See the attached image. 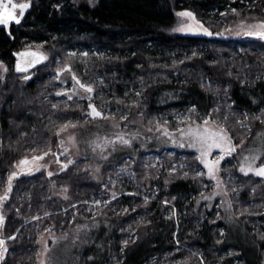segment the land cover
<instances>
[{"label": "trees", "instance_id": "obj_1", "mask_svg": "<svg viewBox=\"0 0 264 264\" xmlns=\"http://www.w3.org/2000/svg\"><path fill=\"white\" fill-rule=\"evenodd\" d=\"M31 4L21 23L10 25V33L0 25V64L7 69L0 74V195L7 175L24 156L50 148L64 158V149L59 147L62 133L56 134L62 125L85 126L102 119L88 115L89 101L79 98L85 96L79 94L69 101L67 96L56 95L73 88L72 79L65 83L62 78L69 72L56 79V70L69 64L82 81L94 83L91 102L115 120L139 112L147 127L155 128L156 120H167L175 128L193 107L192 119L197 121L218 107L213 118L233 133L235 143L264 136V123L252 119L264 120V42L246 36L172 32L180 24L176 14L186 10L213 33L239 21H262L264 0H96L94 4L31 0ZM35 49L49 59L27 72L17 71L20 57L16 53ZM85 52L87 56L82 55ZM25 76L31 79L25 80ZM135 92L141 96L137 98ZM133 101L139 107L131 106ZM237 121L250 125L251 132ZM133 146L145 157L159 149L165 158L161 162L164 173L159 175L157 168L134 167L138 171L134 187L140 192L126 189L127 193L111 203L116 210L111 205L109 212L103 210L107 216L100 219L101 230L90 249H84L85 255L93 258L90 264H203V260L207 264H264V178L239 172L238 155L245 147L221 163L226 199L233 205L226 212L219 197L209 202L202 198L201 194L210 195L214 182L207 175L196 176L203 168L196 151L176 148L157 132ZM168 150H174L173 154ZM126 153L116 155L114 163ZM72 161L66 170L51 177L42 170L14 181L2 209L9 224L8 236L16 234L6 264H35L37 242L47 226L44 220L31 229L34 222H28L17 233V229L11 231L13 223L22 224L99 190L101 184L73 172L86 160ZM174 162L186 166L178 165L172 173L167 169ZM149 169L154 177L160 176L150 185V179H144L150 175ZM169 176L171 182H166ZM53 181L71 186L73 193L76 188L80 191L67 199L52 197ZM132 191L137 195H129ZM47 217V222L53 218ZM198 252L203 253V260Z\"/></svg>", "mask_w": 264, "mask_h": 264}, {"label": "snow or ice", "instance_id": "obj_2", "mask_svg": "<svg viewBox=\"0 0 264 264\" xmlns=\"http://www.w3.org/2000/svg\"><path fill=\"white\" fill-rule=\"evenodd\" d=\"M31 0H23V2H17V0H0V25L10 26L15 23L19 25L21 23L22 18L25 13L31 8ZM236 10L233 9V12ZM179 17L187 18L188 22H182L175 31L183 32V33H202L207 36L217 35L223 36L224 32L213 33L208 28L204 27V25L196 19V16L191 11H181L176 14ZM239 31L235 34L240 36H246L250 38H254L264 42V20L258 21L255 23H247L245 21H241L238 25ZM226 32H230L231 29H226ZM20 60H18L16 64V70L20 72H27L29 68H33L38 64H42L44 61H47L49 57L41 51H22L16 53ZM69 55H76L75 53H70ZM83 56H87L88 53H83ZM196 53H193L195 56ZM183 63V61H181ZM7 71V69H5ZM56 79H60V74L63 72H69L71 74V79L74 82L73 88L70 90L57 92V96H67V99L71 101L74 96H79V92L82 90L85 94V97H79L81 99H87L89 101L88 108L89 113L93 119L102 118V119H115L113 115L105 116L104 111L97 108L95 103L91 101L94 99L93 94L96 92V88L94 87V83L84 82L82 81L75 72L72 71V66L69 64L64 68L57 69ZM25 80L31 79L30 76H25ZM67 83V81H64ZM103 83V81H101ZM143 83V81H142ZM211 83L210 81L208 82ZM201 87H207V85L202 84ZM135 96L139 98L141 96V92H135ZM120 103V101H117ZM131 106L139 107L137 101H133ZM130 106V107H131ZM53 108H58V105H52ZM67 108V105L65 106ZM219 108L212 109L206 117H200L199 120H193L192 115L195 113V108L189 110L188 114L183 117V119L179 120V124L172 128L169 125V122L165 120L161 123L159 120L155 121L154 127L157 132H159L163 137L168 138L173 144H176L178 147L184 148L189 147L196 149L198 152V157L196 159L199 163L203 164L206 172L198 171L196 172V176L203 177L207 175L210 180L216 181L215 191L212 196H203L202 198L205 200L214 199L215 196H222L227 198L228 189L227 185L224 183L223 178L221 177V162L226 160V157H232L233 154L237 153V149L241 148L244 144V139L240 140V143L237 144L234 142L233 133L229 131V129L222 123H219L216 119L213 118V113H219ZM142 115V113H141ZM227 116L225 120H227ZM122 121H127V115H122L120 117ZM245 119H248L247 114H245ZM252 119L258 120L261 123H264V120H261L260 117H253ZM152 121H149V124H152ZM241 125L242 128H247L249 133L251 132V126L245 125L243 121H237ZM180 125H183L182 127ZM75 127L71 122L65 123L62 125L58 131L57 135L65 132L69 127ZM115 128H119L118 124L114 125ZM148 131H153V128H148ZM26 135V134H24ZM259 135V134H258ZM140 138L139 131L136 132H125V131H117L114 133L112 138L108 136H104L102 140L99 138L96 141H93V151L95 152L97 149L100 150L101 159L108 161L109 156H111L114 152L117 151V145L121 148H131L133 142ZM69 140H75V137L70 136ZM2 143V141H0ZM59 147L63 148L65 152L68 149L64 148V141L60 140ZM111 148V151L108 149ZM214 150H219V154L213 157ZM35 152V149L32 150ZM108 151L107 155H104V152ZM256 152L255 155H246L243 158V162L239 165V172L244 175H248L252 173L258 177H264V162H261L259 166H257V161L261 160V157L264 156V151H260L259 149L254 150ZM51 152L49 148L47 151H44L42 155H32L29 158L27 155L22 159L17 161L14 165V169L9 172L7 175L6 187L4 190V194L0 195V226H3L6 221V216L3 212V201L7 200L10 194L13 191V183L14 181L22 175L32 174L34 172H38L41 168L47 167V165L40 163L44 157L48 156ZM52 155H56L52 153ZM56 162L61 164V171L66 170L69 167V164H73L74 161L71 159L68 160L67 163H62L59 160V157H56ZM163 167V165H160ZM186 165L184 163L180 164V168H184ZM145 167H155V165H145ZM99 170V169H97ZM170 172H176V167L173 165L170 169ZM121 173H126L130 178H135L136 173L132 171H128L127 166L120 168L117 176ZM48 176L51 177L54 175L53 172L49 171ZM184 176H188V172L183 173ZM148 176H145L144 179H148ZM111 179V177H110ZM108 185H105L107 188ZM205 187H207L205 185ZM232 191H236V189H232ZM64 192H67V189H64ZM129 195H135V193H129ZM117 194L115 192L112 193V199H116ZM68 197L65 196V199ZM175 199V197H173ZM145 203L148 202V197H144ZM96 205H100L101 201H94ZM105 205L111 203V201H104ZM164 203L167 205L169 203L168 200H165ZM221 204L224 205V210L231 211L232 209V201L230 199H222ZM90 210V209H89ZM134 210V209H133ZM17 211H19L17 209ZM125 212L127 209L124 210ZM246 211V210H245ZM45 216H50L51 214L48 212L44 213ZM33 219L39 221L41 220L40 216H34ZM54 227V225H53ZM45 231H51V229H45ZM223 235V233H221ZM55 239V237H53ZM11 240L15 242L16 236H9L7 239L0 236V264H6V257L9 253L8 241ZM41 241L44 243L43 251L38 253L37 255L40 257H45V259L40 260V264H47L46 256L49 252V248L47 246V242L44 241L43 236H41ZM37 243H40L38 241ZM179 243V241H177ZM127 244V241H125ZM202 259V257H201Z\"/></svg>", "mask_w": 264, "mask_h": 264}, {"label": "rangeland", "instance_id": "obj_3", "mask_svg": "<svg viewBox=\"0 0 264 264\" xmlns=\"http://www.w3.org/2000/svg\"><path fill=\"white\" fill-rule=\"evenodd\" d=\"M74 1L76 2L86 1L91 4H94L96 0H74ZM196 19L199 20L197 16ZM182 22H188L187 18L180 17V24ZM245 22L255 23L258 21H245ZM240 23L241 21L229 25L226 29H231L230 32H226L225 31L226 29H224L222 32H224L226 36L243 37V35L238 36L235 34L237 31H239L238 25ZM180 24L177 27H175V29L178 28ZM175 29L172 32H177L182 34H193V33L178 32L175 31ZM28 51L43 52L40 49L28 50ZM4 73H5V67L2 64H0V74H4ZM62 78L64 81H67L71 79V76L70 74L66 73V75ZM79 94L82 96L87 95L82 90L79 92ZM125 115H127L128 117L127 121H122V120L120 121L115 119L114 120L97 119L85 126L83 125H75V127L70 126L65 132L61 134V138L64 141V148L68 149L67 152L63 151L64 158L61 155H59L58 152L52 150L49 153V155L44 157V159L40 162L42 164L47 165V167L41 168L40 171L44 170L46 173L51 171L55 174L56 172L57 173L59 171L61 172L60 170L61 164L56 162L57 156L59 157V160L62 163H67L69 159L71 160H74L75 158L84 159L86 160L85 161L86 163L84 162L80 164L78 167H75L73 172H76L77 175L81 174L82 177L81 179L83 180L90 179L93 182L101 184L100 188H98L99 190L95 191L94 192L95 194H92L90 197L88 196L85 198L83 197L84 199L81 200L78 199L76 201L69 202L65 205L60 206V208L58 209H52L50 211H46L50 213L51 216H53L50 222H47V219L49 217L44 215L45 213L44 211L42 214L38 215L41 217L42 221L35 222L36 221L35 219L30 218L24 221L22 224L21 223L17 224L15 222L13 223V225H11V231L17 229L16 231L18 233L21 227L28 222H34L33 226L35 227H31V229L32 228L35 229L36 225L40 226L44 222V220H46L45 225L47 226L41 232V235L39 237L40 243H39L38 253L42 252L44 248V243L43 241H41V236H43V239L44 241L47 242V246L49 248V252L47 253L46 256L47 264H90L93 262V258H90L87 255H85L84 249L85 248L86 250L90 249L91 242L92 240L95 239L96 233L101 230L99 226L101 224V221L103 220H100L101 219L100 216H105L104 214L105 212H103V210L109 212L110 209L108 208L110 207L113 210H116V208L111 205V203L113 202L112 193L115 192L117 194L116 196L117 199L118 197L127 193L126 189L133 188V191H139V189H135L134 187L137 183L133 182V178H130L126 173H121L119 176H117V173L119 172L120 168L127 166L128 171L138 173L136 168L134 169L135 166L145 167V165L151 164V165H155V167H150V169L157 168V172H159V175L164 173V167H161L160 165L162 164L161 162L165 160V158L164 156H162L160 152H158L160 151L159 149H157V151L149 152L150 154L152 153L151 157H145L142 155L140 156L138 153L139 151L137 149H134L133 146L134 144L140 141H144L149 133L151 134L152 132H157L155 128H153V131L149 132L148 128L150 127L144 125V118L139 112L131 113V115L129 114H125ZM115 124H118L119 128H115L114 127ZM180 126L182 127L183 125ZM117 131H125V132L139 131L140 138L133 142L131 148H121L119 145H117L116 146L117 151L114 152L111 156H109L108 161L102 160L100 150L97 149L95 152L92 150L93 149L92 142L96 141L98 138L102 140L104 136H108L109 138H112L114 133ZM157 133L159 134V132ZM70 136L75 137V140L74 141L69 140ZM137 147L139 148V146ZM243 147H245L244 150L238 155L240 163L243 162L244 156L255 155L256 152L254 150L259 149L260 151H264V136L256 137L249 143H245ZM124 150L128 152L125 154V157L120 159L121 160L120 162L114 163V157L120 154ZM108 151H111V148H109ZM108 151L104 152V155H107ZM168 152L170 154H173L171 152H174V150L171 151L168 150ZM52 153H55L56 155L54 156L52 155ZM218 154H219V150H214L213 157H215ZM38 155H42V154H38ZM29 158H31V156H29ZM181 163L185 164V162H174L173 165H175V167L178 168L177 166L178 165L180 166ZM259 164L260 163H258L257 161V166H259ZM70 165L71 164H69V166ZM12 170H15L14 166ZM167 170L170 171V168H168ZM201 171H206L204 166ZM85 173H88V175ZM147 176L149 177L148 179H150L148 181L149 185L152 182V180L160 178V176L154 177V175H151V172L150 175L147 174ZM169 181L171 182L170 176L169 178L166 179V182ZM213 182H214V188L212 189L210 196H212L215 191L216 181L213 180ZM106 184L108 185L107 188H105ZM64 189H67V192H64ZM78 189L79 188H76L74 191L76 194H78V192L80 191V189L79 190ZM142 191L145 194L147 193V190L145 191V189ZM75 193H73V189H71V186L69 185L61 186L60 184L56 183V181L52 182L51 193H50L52 197L53 196L59 198H65V196L72 197L76 195ZM215 197H220V199L225 198L222 196H215ZM97 200L101 201V204L99 206L94 203V201ZM5 201L2 202L3 205ZM104 201H111V203L105 205ZM125 209H127L128 211L127 207ZM8 225H9L8 220L6 219L5 224L3 226H0V236H2L5 239L9 237L8 236L9 234L7 233ZM45 229H51V231H45ZM13 235L16 236V234ZM53 237H55V239H53ZM11 242H12L11 240L8 241L9 252H10ZM94 243H96V241H94ZM197 255L200 258L202 257L201 260L204 259V255L202 252H198ZM41 259H45V257H40L37 255V260L35 264H40ZM202 263L207 264L204 260L202 261Z\"/></svg>", "mask_w": 264, "mask_h": 264}, {"label": "crops", "instance_id": "obj_4", "mask_svg": "<svg viewBox=\"0 0 264 264\" xmlns=\"http://www.w3.org/2000/svg\"><path fill=\"white\" fill-rule=\"evenodd\" d=\"M171 144L174 146V147H178L176 144H173L172 142H171ZM179 148H181V147H179ZM184 148H188V149H191V150H194V151H196V149H193V148H189V147H184ZM197 152V151H196ZM197 154H198V152H197ZM199 155V154H198ZM222 163V162H221ZM205 196H210L209 194L208 195H205ZM220 198V197H219ZM213 199H211V200H209V201H212ZM208 201V200H207ZM208 201V202H209ZM105 214V216H107V214L106 213H104ZM105 216H100L101 217V219L104 217L105 218Z\"/></svg>", "mask_w": 264, "mask_h": 264}, {"label": "water", "instance_id": "obj_5", "mask_svg": "<svg viewBox=\"0 0 264 264\" xmlns=\"http://www.w3.org/2000/svg\"><path fill=\"white\" fill-rule=\"evenodd\" d=\"M4 26V25H3ZM6 27V29H7V31H8V33H10V26H5ZM23 176V175H22Z\"/></svg>", "mask_w": 264, "mask_h": 264}, {"label": "built area", "instance_id": "obj_6", "mask_svg": "<svg viewBox=\"0 0 264 264\" xmlns=\"http://www.w3.org/2000/svg\"><path fill=\"white\" fill-rule=\"evenodd\" d=\"M132 193V192H131ZM133 193H135V195H137V192H133Z\"/></svg>", "mask_w": 264, "mask_h": 264}, {"label": "flooded vegetation", "instance_id": "obj_7", "mask_svg": "<svg viewBox=\"0 0 264 264\" xmlns=\"http://www.w3.org/2000/svg\"><path fill=\"white\" fill-rule=\"evenodd\" d=\"M7 258V257H6Z\"/></svg>", "mask_w": 264, "mask_h": 264}]
</instances>
